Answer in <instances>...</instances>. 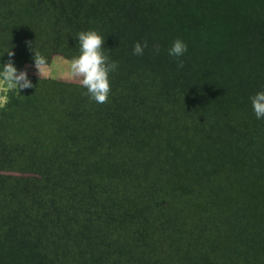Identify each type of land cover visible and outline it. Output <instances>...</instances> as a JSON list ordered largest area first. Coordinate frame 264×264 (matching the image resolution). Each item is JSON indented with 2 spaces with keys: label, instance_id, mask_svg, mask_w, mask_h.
<instances>
[{
  "label": "trees",
  "instance_id": "16d2710c",
  "mask_svg": "<svg viewBox=\"0 0 264 264\" xmlns=\"http://www.w3.org/2000/svg\"><path fill=\"white\" fill-rule=\"evenodd\" d=\"M89 30L118 65L107 103L19 90L39 127L0 169L39 175H0L4 264H264V0H0V61L73 59Z\"/></svg>",
  "mask_w": 264,
  "mask_h": 264
},
{
  "label": "clouds",
  "instance_id": "9594fccd",
  "mask_svg": "<svg viewBox=\"0 0 264 264\" xmlns=\"http://www.w3.org/2000/svg\"><path fill=\"white\" fill-rule=\"evenodd\" d=\"M79 44V56L73 58L69 65V75L77 79L79 83L87 89L85 93L91 101L98 104L108 102L111 91L109 74L117 69L116 62H109V58L104 55L103 45L105 39L94 30L81 31L77 34ZM34 51V63L40 76L45 75L48 70L47 60L41 53L34 49L32 42H28ZM148 47V42L143 44L137 42L133 47V55L142 56L144 49ZM160 46L154 45L153 51L158 53ZM188 51L187 45L180 39H176L172 47L168 50L169 56L178 60V67H183V61L179 60ZM8 56L14 53L9 50ZM0 83H6L9 88L26 89L32 87L31 81L27 78L26 72H17L11 60L2 65L0 70ZM251 104L257 119L264 118V91L257 92L251 98Z\"/></svg>",
  "mask_w": 264,
  "mask_h": 264
},
{
  "label": "rangeland",
  "instance_id": "374dc122",
  "mask_svg": "<svg viewBox=\"0 0 264 264\" xmlns=\"http://www.w3.org/2000/svg\"><path fill=\"white\" fill-rule=\"evenodd\" d=\"M9 60L12 61L17 72H26L27 76L39 77L45 80H51L48 84L37 83L33 88L38 91H43L45 86H54L56 82L67 83L73 86H82L77 79L69 75V65L72 59L63 56L62 54H53L50 61L47 62L48 70L45 75L40 76L35 67V63H27L19 58H5L0 61V70L2 65ZM54 88V87H53ZM29 89V88H26ZM23 89V90H26ZM41 98V96H40ZM28 97L21 91L15 88H9L6 83H0V148L4 149L8 146H28L31 145L30 135L27 133L26 128L29 124H35L39 127L40 116L35 113V116L29 118L28 116L22 117L23 109L31 108L33 103L28 102ZM39 106V105H36ZM36 112L41 110L37 107ZM96 145V143H93ZM92 144V145H93ZM0 175L14 176L26 178L31 176H38L39 174L29 171H21L17 169H0ZM9 253L0 250V264H4L9 259Z\"/></svg>",
  "mask_w": 264,
  "mask_h": 264
}]
</instances>
